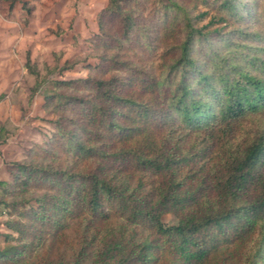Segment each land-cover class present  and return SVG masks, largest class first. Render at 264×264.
Segmentation results:
<instances>
[{"label":"trees","instance_id":"obj_1","mask_svg":"<svg viewBox=\"0 0 264 264\" xmlns=\"http://www.w3.org/2000/svg\"><path fill=\"white\" fill-rule=\"evenodd\" d=\"M98 24L99 64L56 82L55 133L1 183L24 221L0 264H208L239 243L233 264H264V0H109Z\"/></svg>","mask_w":264,"mask_h":264},{"label":"rangeland","instance_id":"obj_2","mask_svg":"<svg viewBox=\"0 0 264 264\" xmlns=\"http://www.w3.org/2000/svg\"><path fill=\"white\" fill-rule=\"evenodd\" d=\"M160 1L169 4V0ZM108 2L0 0V253L14 255L21 247L17 240L20 234L7 224L24 221L18 213L10 216L11 210L1 203L5 184L13 182L16 164L26 159L27 152L49 142L55 133V116L46 111L45 103L46 97L56 92V82L86 78L88 67L99 64L93 56V38L99 34L98 18ZM25 4L33 7L30 13ZM206 11L203 5L194 10L195 14ZM212 15L199 20L198 25H207ZM28 58L39 76L26 67ZM67 62L74 64L73 68L62 70ZM38 208L35 201H29L22 211ZM162 222L170 227L177 225L178 219L166 214ZM122 224L125 225L123 221L113 222L114 230L121 229ZM241 245L222 247L208 264H233ZM38 255L41 253L35 256ZM160 264H171L170 257Z\"/></svg>","mask_w":264,"mask_h":264}]
</instances>
